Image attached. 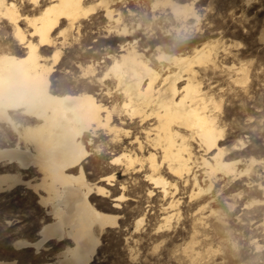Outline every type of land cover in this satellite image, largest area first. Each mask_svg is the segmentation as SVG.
<instances>
[{"label":"bare ground","instance_id":"obj_1","mask_svg":"<svg viewBox=\"0 0 264 264\" xmlns=\"http://www.w3.org/2000/svg\"><path fill=\"white\" fill-rule=\"evenodd\" d=\"M112 1L0 0V19L10 23L13 38L25 49L22 56L0 52V126H5L13 139L0 146V168L6 167L0 172V193L19 185L31 189L38 195L39 204L48 207L51 220L41 226L34 241L20 239L13 246L31 247L38 254L47 249L45 244L50 240L66 242L53 261L38 263H90L101 244L102 232L116 226L119 217L98 209L91 197L111 196L110 209H120L125 199L119 197L126 198L124 180L120 195L112 193L121 170L142 174L148 196L162 199L159 231L169 229L172 218L180 217L177 193L181 187L187 190V198L193 202L189 205L193 206V218L191 239L183 252L191 262L198 263L203 255L196 246L207 245L209 234L225 228L224 214L216 206L225 204L234 211L235 199H243L249 191L258 194L261 198L245 202L244 208L256 205L252 213H262L258 225L264 229V157H228L257 149L249 150L241 138L230 148L224 146L221 105L203 90L199 79V69L205 72L217 67L218 48L214 42L195 46L186 54H168L158 45L150 55L144 54L148 47L141 52L136 41L126 42L118 54L107 57L110 63L97 78L101 85L108 79L113 81V87H102V96L52 88L51 75L62 51L56 47L49 57L41 51L55 45L56 37H61L60 44H64L68 29L89 13L104 11L108 21L114 23L110 28H114L115 35L117 32L126 37L139 32L141 24L135 23L129 29L119 10L116 13L108 5ZM29 7L33 14L21 12ZM150 7L152 22L146 23L145 31L151 33L159 19L157 9L163 13L169 10L179 24L195 15L192 4L176 0H153ZM21 21L29 27V37ZM64 22L66 27H61ZM241 66L236 68L242 74L241 79H233L236 83L247 79ZM82 71L94 75L95 66L88 64ZM102 136L106 140L96 144L95 139ZM91 150L111 154L110 173L96 181L102 184H91L85 176L83 163ZM27 173L33 174L25 178ZM142 221L143 217L137 219L136 228ZM0 264L14 261L0 260Z\"/></svg>","mask_w":264,"mask_h":264},{"label":"rangeland","instance_id":"obj_2","mask_svg":"<svg viewBox=\"0 0 264 264\" xmlns=\"http://www.w3.org/2000/svg\"><path fill=\"white\" fill-rule=\"evenodd\" d=\"M117 1L113 0L108 5L116 13L119 10L123 23L128 28L139 22V32L126 37L117 32L115 35L114 28H110L114 23L108 21L104 11L97 10L68 29L64 44H60L62 39L55 34V45L41 51L44 57H49L56 47L62 51L51 75L52 88L58 92L88 91L102 96V87H113L112 79L106 80L104 86L97 81L110 63L107 57L118 54L121 46L129 42L136 41L135 45L141 52L148 47L149 50L144 52L146 55L154 54L158 45L168 54H186L195 46L214 42L218 48L217 67L207 68L205 72L199 69V79L203 90L208 91L209 96L214 97L221 105V122L226 131L224 146L230 148L233 142L241 138L249 150L257 149L248 153L243 151L241 156L239 153H232L228 157H264V0H176L181 4H192L194 17L179 21V24L169 10H165L164 14L157 9L159 19L157 18V25L153 24L155 31L152 33L145 31V28L152 22L150 6L153 0ZM31 8L22 9L21 12L31 15ZM20 26L29 37L26 23L21 21ZM61 27H66V23ZM12 34L10 23L0 19V52L22 56L25 49ZM92 63L95 66L94 75H84L82 67ZM240 66L245 68L247 74L244 83L233 81L242 77L236 70ZM11 136L5 126H0V146H4L6 140L13 141ZM95 140L97 144L106 139L102 136ZM197 149L196 154H200ZM90 153L83 163L86 179L91 184H102L96 181L110 173L108 162L111 154L109 151L101 153L92 150ZM5 169L6 167L0 168V172ZM32 174L27 173L24 177ZM142 178V174H126L119 170L116 181L113 182L116 191L112 195H120V186L125 182L126 198L116 211L110 209L111 196L109 199H99L92 195L91 201L98 209L119 217L116 226L107 227L102 232L101 244L88 264H264V229L258 225L261 223L262 213H252L257 208L254 204L248 209L244 208L245 202L260 199V195L249 191L243 199H235L237 204L234 211H229L225 204L215 207L219 213L224 214L225 228L216 234H209L207 245L196 246L203 258L198 263H193L183 252V247L191 239L193 218V206H189L193 202L187 198V190H181L179 184L181 188L177 196L181 202L180 217H173L171 227L159 231L157 225L162 216V199L157 195L148 196V185ZM237 188L238 192L239 187ZM236 191L231 194L237 193ZM229 197L230 195L227 197L228 201L232 202ZM47 208L39 204L36 193L22 185L0 193V260L14 261V264H39L43 260H54V255L63 249L66 242L50 240L45 244L47 249L40 250L38 254L31 247L15 249L13 246L20 239L34 241L37 238L41 226L51 221ZM142 217V223L136 228L137 219ZM256 245L260 247L257 249ZM207 249L209 253H206Z\"/></svg>","mask_w":264,"mask_h":264},{"label":"snow or ice","instance_id":"obj_3","mask_svg":"<svg viewBox=\"0 0 264 264\" xmlns=\"http://www.w3.org/2000/svg\"><path fill=\"white\" fill-rule=\"evenodd\" d=\"M119 199L123 200V199H124V197H119Z\"/></svg>","mask_w":264,"mask_h":264}]
</instances>
